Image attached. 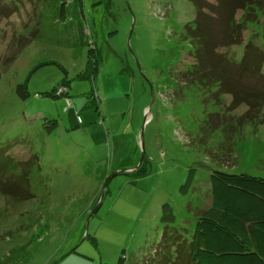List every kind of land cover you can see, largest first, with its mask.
<instances>
[{"label": "rangeland", "instance_id": "1", "mask_svg": "<svg viewBox=\"0 0 264 264\" xmlns=\"http://www.w3.org/2000/svg\"><path fill=\"white\" fill-rule=\"evenodd\" d=\"M0 4V264H150L194 231L215 171L264 177V119L181 80L192 1Z\"/></svg>", "mask_w": 264, "mask_h": 264}, {"label": "trees", "instance_id": "2", "mask_svg": "<svg viewBox=\"0 0 264 264\" xmlns=\"http://www.w3.org/2000/svg\"><path fill=\"white\" fill-rule=\"evenodd\" d=\"M190 1L197 13L186 26L185 37L193 44L195 64L179 72L185 74L181 80L185 85L232 95L233 106L247 105L245 118L234 119L238 123L262 121L264 0H214L211 4L208 0ZM67 2L64 0V13ZM0 6L1 12L8 11L3 4ZM9 12L12 15L14 10ZM254 15L257 18L252 20ZM234 47L242 49L240 59L236 51H222ZM95 50L93 46L90 53ZM27 86H18L22 98L29 96ZM52 96L71 102L69 84L64 83ZM94 98L100 101L98 93ZM142 166L137 172L144 177L149 172ZM194 176L195 170H191L182 193L187 194L193 187ZM209 200L191 235L163 244L150 264H264V177L215 171L211 175V203ZM170 218L175 219L172 207L164 204L163 220Z\"/></svg>", "mask_w": 264, "mask_h": 264}, {"label": "built area", "instance_id": "3", "mask_svg": "<svg viewBox=\"0 0 264 264\" xmlns=\"http://www.w3.org/2000/svg\"><path fill=\"white\" fill-rule=\"evenodd\" d=\"M72 107V103L68 100V108Z\"/></svg>", "mask_w": 264, "mask_h": 264}, {"label": "water", "instance_id": "4", "mask_svg": "<svg viewBox=\"0 0 264 264\" xmlns=\"http://www.w3.org/2000/svg\"><path fill=\"white\" fill-rule=\"evenodd\" d=\"M143 147H144V144H143ZM144 156H145V154L143 155V158H142L141 162H143V160H144Z\"/></svg>", "mask_w": 264, "mask_h": 264}, {"label": "clouds", "instance_id": "5", "mask_svg": "<svg viewBox=\"0 0 264 264\" xmlns=\"http://www.w3.org/2000/svg\"><path fill=\"white\" fill-rule=\"evenodd\" d=\"M72 108V107H71Z\"/></svg>", "mask_w": 264, "mask_h": 264}]
</instances>
